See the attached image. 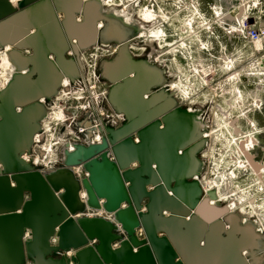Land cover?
<instances>
[{"label": "water", "instance_id": "obj_1", "mask_svg": "<svg viewBox=\"0 0 264 264\" xmlns=\"http://www.w3.org/2000/svg\"><path fill=\"white\" fill-rule=\"evenodd\" d=\"M17 2L0 0V42L13 43L9 53L17 61L10 87L0 94V264H247L245 248L253 250L255 264H264V256L255 255L257 246H264V234L250 223L253 216L230 217L228 208L216 210L207 198L200 201L195 177L203 144L189 137L162 153L151 150L155 144L148 133L166 135L179 127L193 131L197 125L177 107L173 92L160 94L166 107L145 98L160 97L153 98L154 88L163 84V75L145 68L124 45L116 59L102 62L109 73L102 64L96 70L99 82L107 76L113 83L99 104L107 112L97 118L102 140L93 142L94 122L76 120L70 126L78 138L75 148L63 144L53 169L22 157L34 149L43 156L34 138L41 132L31 144L47 120L41 99L61 92L65 79L73 90L81 84L79 69L87 70L82 54L97 45L98 37L112 40L97 30L98 21L106 26L105 20H117L106 16L107 7L100 10L97 0H84L81 22L76 17L82 0H74L72 8L63 0ZM90 13L93 29L82 38ZM69 42L73 57L67 55ZM141 70L151 79L139 87ZM130 89L139 107L132 101L128 107L117 104ZM135 133L139 142L133 140ZM78 166L85 172L81 177L74 171Z\"/></svg>", "mask_w": 264, "mask_h": 264}, {"label": "flooded vegetation", "instance_id": "obj_2", "mask_svg": "<svg viewBox=\"0 0 264 264\" xmlns=\"http://www.w3.org/2000/svg\"><path fill=\"white\" fill-rule=\"evenodd\" d=\"M126 1H129V0H126ZM139 1L140 2L138 5H140L141 7L142 6L141 3H144L145 0H139ZM150 6H158V2L155 1V4L151 2ZM108 9L109 7H107V9L105 8V10H108ZM83 11H84V8L77 14L76 19L78 22L82 21ZM129 15L131 16V19L133 21V25L131 26L125 25L122 21V18L120 19L121 22L124 24L125 30L123 29L122 31L123 33L118 32L117 34H115L114 32L111 31V29H109L108 27L106 28V26L108 25V22L106 20H105L107 24L106 26H104L101 20L98 21L99 23L97 24L98 25L97 30L98 31L100 30L99 32L103 33L102 35L104 36V38H109L112 40L106 41L98 37L97 45L94 44L91 46V48H89V49H96L97 51L96 59H95V72L98 66H100L101 64L103 65L102 62L104 60L105 62L112 61L116 59L118 55H121L120 48L122 45L125 46V44L128 45L126 47L128 53L134 59L138 60L137 58L141 56V53L136 51L139 45L137 43H129V40L131 39V37L129 36V32H135L137 30L138 24L136 22L138 20L140 23H145V26L147 28H151L154 23L161 22L162 20V18L159 15H157L156 21H152L147 24L146 22H143L142 20H140V18H138L136 15L134 14H129ZM58 17H59V20L63 22V19H64L63 14H60ZM99 24H101L100 27H99ZM89 26L92 30L93 27H92L91 20L89 22ZM163 28L165 32L168 33V36H166L165 38H162L164 47L159 48V49H156L154 47L149 50V54L155 55L157 52H163L166 55L161 56V59L170 62L174 54L177 53V51L175 53H172L170 49L171 47L178 46L181 43V40L178 38H174L175 35H178V33L173 34L176 32L177 28H173L172 26L169 25L168 22H163ZM170 31H172V33ZM118 40H123V41L119 42ZM104 41H106L107 43H105ZM173 41H176V45L172 44ZM74 43L77 44V41L74 40ZM167 43H170L172 45L169 47L167 46ZM69 49L70 50L67 52V55L69 57H73L74 53L72 51L73 46L71 42H69ZM212 50L213 51L209 53V57L206 58L205 61L210 62V69H212L211 73L209 74L210 78L208 79L209 81L208 87L210 89L211 88L214 89V92H212V94H214L213 96L214 99L210 100L209 106L201 105L198 103L193 105V107L199 109V111H197L194 115H192L191 116L192 118L190 119L191 121H195V125H197V127L193 129V131L186 129V128L179 127L175 129L173 132L167 133L165 135V140H166V144L169 145V144L179 143L181 141L187 140L189 137H193V140L195 141L194 144H197V143L203 144V146H201L197 150L198 158H196L197 160L196 176L197 177H195V180L197 181L198 183L197 186L200 190V201H203L205 200V198H207L210 204L213 205L216 210H224L228 208L227 203H232V201L233 203H239V199H242L243 197H246V196L248 199L245 200V204L249 202L258 203L264 199V196L263 198L261 197V193L263 195V192H261V186H260L261 184L260 182L261 181V162L264 164V158H261V133L264 132V131H261V86H256V89L258 90L256 92L260 96L258 102L254 103L253 101L248 106H245L243 109H240L242 108V105H244V102H243L244 98L237 99V97L241 96L242 94L244 97V94H247L246 90L250 88L251 86V83H249V78L246 74L237 75L238 73H241L242 69L246 68V62L242 56H240L239 59H235L236 56L234 55V53H232L230 50L225 49V52H224L225 56L223 54L221 56L225 57V60L232 61V65L229 67L227 65L226 67H221L223 65L220 62L221 57L218 56V49L212 48ZM27 52L28 51H25V54H27ZM30 53L31 52H28V54ZM181 55L183 56L184 53ZM83 56H85V52L82 54V57ZM184 57H187V56H184ZM83 60H85L84 57H83ZM180 65H183V64L180 63ZM103 67L105 68L104 65ZM150 70H155L159 72V74L160 72L162 73L163 78H164L163 84H165V82L169 80L168 76L166 75L165 69H162V67L159 70H156V69H150ZM79 71H80L79 77L81 78V84L79 85H83L82 82L84 83L87 82L88 70H84L81 66ZM103 72L109 73L108 69L106 68L103 70ZM141 72L146 74L148 78L147 81L151 79V77L147 75L148 72H145L143 70H141ZM201 73H203L200 75L202 79L207 76L204 72H201ZM233 77H236V78L232 79ZM105 80H106L105 82H102V83L99 82V83L103 84L104 91L106 92L105 95H107L110 92L113 86V83L107 76H105ZM225 81H228V82L225 83ZM71 84L72 83H69V85ZM147 84L148 82L145 85ZM218 85H222V86H218ZM143 88L145 89V87ZM234 88L238 89L239 91H234L233 90ZM64 89L65 87L63 86V83H62L61 92H64ZM100 90H101V87H100ZM154 90L155 92H159L160 86L157 88L155 87ZM165 92H168V91L166 90ZM172 92L175 97L176 95L175 91H172ZM163 93L164 92H162L161 94ZM223 94L229 95L228 96L229 99L228 97L225 98L226 99L225 101H227V103H225L224 101V104L226 105L225 107L220 104L221 101H218L220 97L219 95H223ZM101 97H100V100L102 99ZM104 97L106 96H103V98ZM145 98L150 99L151 103L153 104L155 103L157 107L164 106L166 102L165 101L166 98L163 96H160L156 101L151 100V95L145 94ZM52 99H54V97ZM52 99H49V100L41 99L40 102L44 103V105L48 109V107L51 105ZM232 100H236L235 107L232 106L234 104ZM82 102L85 103V101H80L79 103H82ZM61 103L63 104V102ZM75 103L76 102L74 101H69L68 108L66 109V114L73 113V110H75V106H76ZM176 105L177 107H181L178 104ZM87 110H90V109L87 108L85 112H82V115H80V117L77 116L75 120L68 122L67 127L75 125L76 120H78L82 124H88L90 122H94L95 123L94 127H96L95 128L96 134L102 136L103 131L100 129V123L98 122L96 114L93 113L92 111H87ZM197 117H199V119H197ZM160 120H161L160 126L164 127L165 119L161 117ZM45 124H47V120L42 122V126H44ZM221 124L227 125V127H221L220 126ZM63 127L64 125H62L60 129L53 128L55 135L59 136L63 134L61 133V131L62 132L64 131ZM211 131H214V133H216L214 134L215 137L209 136ZM41 134L42 133L37 134L35 136L39 137L41 136ZM217 134H218V137H216ZM36 137L34 138H35V142L37 143L36 147L38 148L39 146L43 144V142L44 143L47 142L42 139L37 141ZM94 138L95 136L93 137V142L97 143L98 141H96ZM101 140H102V137H101ZM133 140L135 142H139L138 136L136 133L133 135ZM64 141L65 142L67 141L66 143H68V141L69 142L74 141V138H69L68 140L64 139ZM247 146H249V151L251 152V154L249 155H247L245 152H240V149L244 150V148ZM60 149L61 148L56 149L57 152L53 158H60L61 156ZM209 149L211 151V155L209 156L210 158H207L208 156H204V153H208ZM262 150L264 151V149ZM33 153H35V149ZM31 155L24 154L22 157L25 159L31 158ZM35 155H38V154L36 153ZM220 168L222 169L223 173H226V175H220V172H219ZM209 175H210V180H206V177ZM222 177L225 179H223ZM245 192L248 194L246 196H243ZM244 213L247 215H250L247 209Z\"/></svg>", "mask_w": 264, "mask_h": 264}, {"label": "clouds", "instance_id": "obj_3", "mask_svg": "<svg viewBox=\"0 0 264 264\" xmlns=\"http://www.w3.org/2000/svg\"><path fill=\"white\" fill-rule=\"evenodd\" d=\"M56 3V0H55ZM132 3V0H129L128 4L124 3V0H119V2H112V0H99L100 10H102L106 5L113 9L112 16L116 18V20L121 19L125 25H133V21L131 16L127 13V9ZM135 3L138 5L139 0H135ZM57 4V3H56ZM123 4V8H120L119 5ZM53 6V5H52ZM172 7L176 9L175 12H172L170 15L166 14L163 7H160L159 13L152 11L148 6L139 8L138 15L140 20L145 21L146 23L156 21L157 15H159L162 20L161 22L154 23L151 28H147L145 23H140L139 20L136 22L138 24V28L135 32H129V36L131 39L129 43H137L139 47H137L136 51L141 53L137 59L142 63L147 65L145 68L148 69H156L159 70L161 67L165 69L166 75L169 78L168 81L160 86V91L154 93L153 98L159 97L162 92L166 90L168 92L175 91L176 95L174 100L177 101L178 105H180L189 116L194 115L199 109L193 107V105L200 103L203 105L207 103L209 100L214 99L213 96L205 95L204 99L201 100L200 96L196 95L199 92L200 88L203 87L204 84H207V80H203L201 78L200 83H192L189 82V77L185 72L183 66H181L173 56L172 60L166 61L162 60L161 56L166 55L163 52H157L155 55L149 54V50L152 48H163L164 44L162 41L163 37L168 35L163 28V22L172 23L174 20H180L181 28L184 30L181 31V28H177L176 33L180 34L181 43L178 46L171 47L170 51L175 53L176 51H182L185 48H190L189 45H185L183 41L185 39H189L191 42H199L200 48H207L209 45L201 41L200 33L192 27L194 21V17L199 16L200 23L197 24L196 28H208L211 31L212 23L218 24L220 27H224L222 21L219 19V15L215 12V7L211 6L212 11L215 15V19L209 22V19L205 18L204 15L198 14L194 12L193 9L199 7V5L190 3L183 4L182 0H173ZM55 8V7H53ZM84 8V0H82V4L80 6L79 11ZM87 8V7H86ZM56 10V8H55ZM187 11L189 14L185 17H180L181 11ZM233 12L237 14L236 26L235 27H227L225 28V32H227L230 36L233 33H239L240 36L246 41L245 47H248L249 57L254 55L256 52H264V0H238V3L234 4L231 9ZM86 12V9H85ZM226 15V13H224ZM87 17V13H86ZM186 26V28L184 27ZM159 34V35H158ZM155 42V43H154ZM15 43L20 44V42L16 41ZM13 44L12 42L4 43L0 42V46H2V51H0V76H4L7 74L5 69V64H7V70L15 72V68L10 60L7 59L9 54V46ZM173 45H176V41L172 42ZM128 45L126 44L125 47ZM78 47V46H77ZM199 51V49H197ZM186 55L190 57V52H187ZM244 54L241 52V56ZM31 57L32 55H25ZM12 58V52H11ZM240 57H237L239 59ZM13 59V58H12ZM83 59V57L81 58ZM92 59H96L95 55L92 56ZM131 60V57H130ZM261 60H264V56L260 59L254 60L252 63L248 65V67L241 70L240 74H246L250 79L249 83H253L251 77H260V79L256 80L254 83L257 86H264V66H261ZM151 62V63H149ZM85 66L87 67V61H85ZM175 66L176 71L173 72L171 68ZM189 68H194V64H189ZM212 70V69H210ZM207 74V73H206ZM233 77L232 79H235ZM96 81L99 82V77H95ZM228 81H225L227 83ZM63 86L65 87L64 92H54V99H52L51 105L48 107L45 112V116L47 118V124L41 126L39 124L36 132H41V136L36 137V140H45L49 141L53 146L66 144L63 137L57 138L55 133L53 132V128H58L61 125L67 126V123L75 120L76 114L73 112L71 114H66V109L68 108L69 101L80 102L85 101L84 107L93 108L95 107L96 111L99 115L103 116L104 110L99 107L100 104V96L103 95V92L97 91V83H94L91 79H89L83 85H78L75 90L69 85L68 80H63ZM222 86V85H218ZM10 87V84L0 83V94H3L5 90ZM234 91H239L238 89H233ZM214 91V89L212 90ZM249 96L253 94L251 92L248 93ZM243 94L237 99H243ZM254 103L258 102V96L253 97ZM63 102V104L61 103ZM227 103V101H225ZM235 107V103L232 105ZM226 110V109H225ZM4 117L0 116V120H3ZM122 119V117H121ZM199 119V117H197ZM221 127H227V125L221 124ZM81 132L84 131L83 128L79 129ZM101 139L100 135H95V140L99 141ZM31 146V145H30ZM49 153L52 152V147H49L47 150ZM209 155V153H204V156ZM49 163H51V159H49ZM195 174V173H194ZM211 196V195H210ZM247 197L239 199V203H227L228 211L230 213V217L233 215L240 216L241 213H244L247 209L248 213L253 216L255 219L252 223L256 227V231L259 234H264V200H261L258 203H247L245 204V200ZM241 217V216H240ZM242 218V217H241ZM248 224V223H246ZM253 250L251 248H245L243 250V256L247 260V264H255L252 255ZM258 256H264V247L258 249L255 253Z\"/></svg>", "mask_w": 264, "mask_h": 264}, {"label": "rangeland", "instance_id": "obj_4", "mask_svg": "<svg viewBox=\"0 0 264 264\" xmlns=\"http://www.w3.org/2000/svg\"><path fill=\"white\" fill-rule=\"evenodd\" d=\"M155 1L158 2V6H150V3L153 2L155 4ZM172 2H173V0H152V1L145 0L144 3H141V5H142V7L148 6L152 11L158 12V13H159L160 7H163L165 13L170 15L172 12L176 11V9L174 7H172ZM190 3H194V4L199 5V7L196 9H193V11L197 12L198 14L204 15L205 18L209 19V22H211L213 19L216 18L213 11H212V8L210 7V5L214 6L215 12L217 14H220L219 19L222 21L224 27H220L218 24L212 23L211 31H209L208 28L197 29L196 26L198 23H200V20H199L198 15L196 17H194L195 22L193 23L192 27L200 33L201 41H203L204 43H207L209 45V47L200 48L199 42L193 43L189 39H185L183 41V43L185 42V45L190 44V48H185L182 51H177V53H175L176 55L174 54L175 58L177 59V62L179 64L180 63L183 64L181 66L184 67L185 72L187 73L188 77L190 78L189 82L200 83L201 82L200 75L203 74L201 72H204L205 74L207 73L206 77L203 76L204 77L203 80L208 81V79L210 78L209 74L211 73L210 62L205 61V59L208 58L209 53L214 50V49L212 50V48L218 49V56L221 57L220 62L223 65L221 67H226V65L229 67L232 64V61L225 60V57L221 56L222 54L225 56V54H224L225 49L230 50L232 53H234V55L236 56L235 59H237V57H240L241 52H242L244 54L242 57L244 58V60L246 62V67H248V65L250 63H252L254 60L260 59L262 56H264V52H256L254 55L249 57L248 53H249L250 49L248 47H245L246 41L240 36V34L239 33H233L230 36L224 30L225 28L228 27V24L232 25L231 27L236 26V20L238 17H237V14L235 12H233L231 9L234 6V4L238 3V0H182V5L183 4H190ZM224 13H226V15H224ZM188 14L189 13L186 10L181 11L180 17L183 18ZM229 19H231L233 21L232 24L229 22ZM169 25L172 26L173 28H181L180 20H178V19L174 20L172 23H169ZM184 27L186 28V26H184ZM183 30L184 29L181 28V31H183ZM170 32L172 33V31H170ZM163 38H165V37H163ZM174 38L180 39V34L178 33V35H175ZM171 45L172 44L167 43V46L170 47ZM197 49H199V51H197ZM0 51H2V50H0ZM182 52L184 53L183 56L181 55V54H183ZM187 52H190V57L188 55H186ZM96 53H97L96 49H89L85 52V56H83L85 60H83V61L84 62L87 61V66H88L87 70H88V68H90V70L94 68L95 59H92V56L95 55V57H96ZM184 56H187V57H184ZM189 64H194L195 67L189 68L188 67ZM261 66H264V60H261ZM171 69L174 72L176 71L175 66H173ZM4 70H6V69H4ZM87 73L89 74V72H87ZM90 74H91V71H90ZM6 75L0 76V83H4ZM258 78H260V77H251V80L253 81V83H251L250 88H248L246 90L247 94H244V100H243L244 105H242V108H240V109H243L245 106H248L249 104H251L254 101L253 97L258 96V98H260L259 94L256 92V91H258L256 89L257 85L254 83L256 80H258ZM82 83L84 84V82H82ZM97 83H98L97 84V91L103 92L104 91L103 84H100L99 82H97ZM208 85H209V81L207 84H204L203 87L200 88L199 92L196 93V95L200 96L201 100L204 99L205 95L214 96V94H212V92H214V91H212L213 89L212 88L210 89L208 87ZM76 87L77 86H75V88ZM100 87H101V90H100ZM249 92H251L253 95L249 96L248 95ZM219 96L220 97H219L218 101H221L220 104L225 107L226 105L224 104V101L226 100L225 98L228 97L229 95L223 94V95H219ZM228 99H229V97H228ZM232 101L235 103L236 100H232ZM198 104H200V103H198ZM75 105L78 106V102H76ZM203 105L209 106L210 100L207 103H204ZM73 112H77V111L73 110ZM108 114H110V113H108ZM61 127H62V125L59 126L58 128L60 129ZM63 128H64V131L63 132L61 131V133H63V134H61L59 136L56 135L57 138L63 137V139H66V140H68L69 138H74V141H78V138H77L75 132L72 131L70 127L64 126ZM261 131H264V86H261ZM214 134H216V133H214V131H211L210 137L214 136ZM96 135H98V134H96ZM216 137H218V134ZM43 144L41 146H39V148H41L42 150H43V147L52 145L49 141H47L46 143H43ZM60 145H55V146H53V148L55 150L59 149L58 146H60ZM262 149H264V132L261 133V158H264V151ZM240 152H244V151L240 150ZM36 153L37 152L35 149V153H33L32 155L30 154L31 157H33ZM208 153H209V155H207L208 156L207 158H210L209 157L211 155L210 149H209ZM219 172H220V175L225 174L222 172L221 168H220ZM206 180H210V175L206 177ZM260 182H261V184H260L261 192H263V195L261 193V197L263 198V196H264V177L261 178ZM247 194L248 193L245 192L243 196H246ZM243 196H241V197H243Z\"/></svg>", "mask_w": 264, "mask_h": 264}, {"label": "bare ground", "instance_id": "obj_5", "mask_svg": "<svg viewBox=\"0 0 264 264\" xmlns=\"http://www.w3.org/2000/svg\"><path fill=\"white\" fill-rule=\"evenodd\" d=\"M15 4H17L18 2H17V0H12ZM64 1V6H66V7H68V8H72L73 7V4H72V2L74 1V0H63ZM97 1H99V0H97ZM112 2H119V0H112ZM140 2V1H139ZM124 3L125 4H128L129 3V1H126V0H124ZM107 6V5H106ZM108 7V6H107ZM119 7L120 8H123V4H121V5H119ZM139 8H140V5H137L136 3H135V0H132V3L130 4V6L128 7V9H127V13L128 14H134V15H136L138 18H139V15H138V11H139ZM141 8H142V6H141ZM112 11H113V9H111V8H109L108 10H105V13H106V16H108L109 18H111V16H112ZM157 11V10H156ZM136 13V14H135ZM156 13H158V12H156ZM92 17H94V14L93 13H90V20L91 19H93ZM112 18H114L113 16H112ZM143 21V20H142ZM89 22L90 21H88L87 22V24H86V27H85V29L84 30H82L80 33L82 34V38H86V35H87V33H88V31H90L91 30V28H90V26H89ZM143 22H145V21H143ZM229 22L232 24L233 23V21L231 20V19H229ZM109 24H108V28L109 29H111V31L112 32H114L115 34H117L118 32H120V33H123L122 31H123V29H124V24L121 22V20L120 19H118L117 21H115V23L113 24V23H110V22H108ZM148 23H150V22H148ZM147 23V24H148ZM101 26V24H99V27ZM106 27V28H107ZM125 30V29H124ZM172 30V29H171ZM7 34V33H6ZM11 48H12V46H9V50H11ZM27 54H28V52H27ZM13 58V57H12ZM11 58V54L9 53L8 54V57H7V59L8 60H10L11 62H12V64H13V67L14 68H16V63H17V61L13 58L12 59ZM232 65V64H231ZM5 69H6V71H7V75H6V78H5V80H4V84H10V82L12 81L11 80V76L14 74V72H12V71H10V70H7V64H5ZM126 70H129V68H118V71H121V72H124V71H126ZM15 72H16V69H15ZM115 76H117V75H115ZM114 77V76H113ZM75 78H77V77H75ZM137 82H135V85H139V87H141V86H144L148 81V78H147V76L145 75V73H142L141 71L138 73V76H137ZM65 80H68L69 81V79H65ZM69 83H70V81H69ZM143 84V85H142ZM71 86V85H70ZM133 92H134V89H130L129 90V92H128V95L123 99V101H119V100H116V102H117V104L119 105V104H121V106H123V107H128V105H127V101H132V102H134L135 101V99H134V95H133ZM134 103H136V102H134ZM136 105H137V107H139L138 106V104L136 103L135 104V107H136ZM131 112H133V111H135V109H131L130 110ZM142 111H145V110H142ZM237 128V127H236ZM180 130V129H179ZM100 134V133H99ZM103 134V133H102ZM149 134H150V136L151 137H153V142H154V144H155V147H152V149L151 150H157L156 152L157 153H162L165 149H166V147H167V145L168 144H166V140H165V135H157L156 133H148V136H149ZM183 134V133H182ZM176 135V134H175ZM207 135V134H206ZM208 136V135H207ZM209 136H210V134H209ZM36 137V136H35ZM102 137V136H101ZM243 137V136H242ZM59 138V137H58ZM95 139V138H94ZM101 141V139L98 141V142H100ZM250 141H252V140H250ZM67 142V141H66ZM73 142L74 141H71V142H68V143H70V147L71 148H75L72 144H73ZM44 143V142H43ZM44 145V144H43ZM49 147H52V152L51 153H49L48 152V155H49V157H51L53 154H54V156H55V154H56V150L53 148V145H49V146H45L44 148L45 149H47L48 150V148ZM59 148H61L62 147V144L60 145V146H58ZM244 147V146H243ZM146 149V148H145ZM241 150V149H240ZM245 150V151H244ZM244 152L247 154V155H249V154H251V152L249 151V146H247V147H245L244 148ZM150 152V151H149ZM42 154L44 155V154H46L45 153V150L43 149V152H42ZM149 155H150V153H148ZM30 155V154H29ZM246 155V156H247ZM28 156V155H27ZM248 157V156H247ZM249 158V157H248ZM49 159H51V163H53V162H55V164H56V160L58 159H54V158H48V161H49ZM31 160H32V158H31ZM58 161H59V159H58ZM57 161V162H58ZM51 163H50V165H51ZM248 163V162H247ZM249 164V163H248ZM264 164L263 163H261V178L262 177H264ZM74 171H75V174H76V176H78V177H81L82 175H84L85 174V172L82 170V166H78V167H76V168H74ZM226 174V173H225ZM224 174V175H225ZM223 178V177H222ZM223 179H225V178H223ZM221 182V181H220ZM224 182H225V180H224ZM221 186V185H220ZM223 186V185H222ZM234 186V185H233ZM218 187V186H217ZM232 189V188H231ZM231 194H233V193H231ZM247 197V196H246ZM229 198V197H228ZM103 201H101V203H102ZM232 203H233V201H232ZM100 214H101V212H100ZM88 216L89 217H92V216H94L93 214H88ZM143 231H144V228H143V230L142 229H140V231H139V233L141 234V233H143ZM55 240H57L56 238H54ZM119 244V243H118ZM118 244H117V246H118ZM258 248H261V245L260 246H257ZM262 247H264V246H262ZM69 254H73V253H69Z\"/></svg>", "mask_w": 264, "mask_h": 264}, {"label": "built area", "instance_id": "obj_6", "mask_svg": "<svg viewBox=\"0 0 264 264\" xmlns=\"http://www.w3.org/2000/svg\"><path fill=\"white\" fill-rule=\"evenodd\" d=\"M232 25H230V24H228V27H231ZM88 67V66H87ZM90 71H91V74H90ZM88 72H89V74L87 75V81L89 80V79H91L94 83H97V81H96V79H95V77H96V72H95V64H94V68L93 69H91L90 70V68H88ZM98 84V83H97ZM105 91H103V95H102V97L103 96H106L105 95ZM101 97V96H100ZM84 105H85V103L84 102H82V103H79L78 102V106H76L75 108V110L77 111V112H74L75 114H76V117L78 116V117H80V115H82V112H85L86 111V107H84ZM90 110H87V111H92L93 113H95L96 114V117L97 118H100L101 117V115H99V113L96 111V109H95V107H93V108H89ZM106 113L104 112V114H103V116L105 115ZM43 149L45 150V153L46 154H44L42 157H40V156H38V155H35V156H33V157H31L32 158V160L34 161V163L36 164V165H39V166H41L42 168H43V170H49V169H53L54 167V164H55V162H53L51 165H50V163H49V161H48V158H53L54 157V154L51 156V157H49V155H48V151H47V149H45L44 147H43ZM54 159H57V158H54ZM59 159V158H58ZM58 159L56 160V163H57V161H58ZM26 160H31L30 158H26ZM54 241V240H53Z\"/></svg>", "mask_w": 264, "mask_h": 264}, {"label": "crops", "instance_id": "obj_7", "mask_svg": "<svg viewBox=\"0 0 264 264\" xmlns=\"http://www.w3.org/2000/svg\"><path fill=\"white\" fill-rule=\"evenodd\" d=\"M242 237V234H241V232H238L237 233V238H241ZM117 246V245H116Z\"/></svg>", "mask_w": 264, "mask_h": 264}]
</instances>
